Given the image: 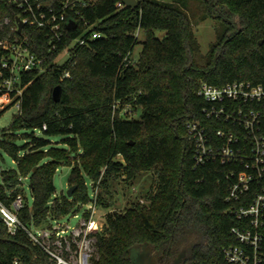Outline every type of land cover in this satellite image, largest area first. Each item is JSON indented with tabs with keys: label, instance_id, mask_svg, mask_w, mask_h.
Wrapping results in <instances>:
<instances>
[{
	"label": "trees",
	"instance_id": "1",
	"mask_svg": "<svg viewBox=\"0 0 264 264\" xmlns=\"http://www.w3.org/2000/svg\"><path fill=\"white\" fill-rule=\"evenodd\" d=\"M28 1L35 9L40 4L47 17L65 10L78 25L65 29L60 40L48 27L30 23L20 32L18 18L26 15V0H0V21L10 18L0 29V40L27 37L45 67L23 72L17 84L22 94L10 92L11 102L0 109L1 116L20 101L10 132L0 138V148L16 162L0 171V199L12 207L23 191L18 185L28 178L32 203L26 201L18 216L29 227L50 226L94 200L87 184L91 180L93 191L99 187L96 203L108 209L93 264H134L133 251L146 244L159 264H174L182 249L187 253L181 264H231L223 252L235 242L231 228L237 223L225 200L229 167L217 162L194 166L186 123L200 119L213 124L202 114L206 101L197 91L203 82L264 84V0H201L204 17L216 21L217 31L202 60L181 0H138L135 8L122 0H91L74 9L63 8L67 0ZM94 31L101 36L91 37ZM157 31L165 35L161 38ZM79 36L86 42L70 48L59 64V55ZM139 43L143 48L135 60L132 53ZM8 55L0 45V73L5 76ZM66 70L71 77L62 78ZM59 84L57 102L53 89ZM24 128L42 135L25 133L27 142L20 145L17 132ZM57 135L64 136L68 149L53 145L51 137ZM73 153L78 154L74 163ZM62 164L72 165L69 181L77 187L71 197L55 195V174ZM145 174L153 178L141 194L146 202L110 209L112 182L133 185ZM0 264L49 261L23 228L12 234L0 217Z\"/></svg>",
	"mask_w": 264,
	"mask_h": 264
},
{
	"label": "built area",
	"instance_id": "2",
	"mask_svg": "<svg viewBox=\"0 0 264 264\" xmlns=\"http://www.w3.org/2000/svg\"><path fill=\"white\" fill-rule=\"evenodd\" d=\"M90 1L67 0L63 8L69 5L70 9H74L77 4L85 6ZM26 2V15L21 18L24 24L48 27L56 39L60 40L64 30L68 29L66 23L69 18L77 22L65 10L59 15L54 13L47 17L40 4L35 9L28 0ZM100 36L98 31L91 34L93 38ZM85 42L83 36L75 38L66 49L68 57L70 48ZM0 45L9 51L3 60V68L9 71V75L5 76L3 71L0 73L2 103L8 99L10 92L22 94L17 84L23 72L45 70V67L43 58L30 49L27 37L21 41L18 38L14 41L2 39ZM65 77H71L70 70L63 73L62 78ZM197 92L206 101L202 114L213 124H206L200 119H191L186 123L194 166L217 162L229 167L224 175L229 183L225 200L237 223L231 228L235 242L223 248L225 258L231 264H264V84L244 79L224 85L203 82ZM17 104L20 107V101ZM215 123L222 126L215 127ZM97 194L98 191L91 201L96 205ZM23 204L22 196L15 199L12 207L0 199V217L10 233L23 228L46 254L49 264H93L97 233L103 230L105 222L97 214L96 205L91 204L85 210L89 212L88 216L82 213L76 226L59 223L60 219H57L50 226L33 228L26 226L18 216L17 211Z\"/></svg>",
	"mask_w": 264,
	"mask_h": 264
},
{
	"label": "rangeland",
	"instance_id": "3",
	"mask_svg": "<svg viewBox=\"0 0 264 264\" xmlns=\"http://www.w3.org/2000/svg\"><path fill=\"white\" fill-rule=\"evenodd\" d=\"M171 1V0H168ZM185 4V8L187 9L191 20L193 22L195 32L197 35V38L200 43V52L197 54L198 59H203V56H205L208 51L210 50L211 44L214 43L217 40V31H216V21L211 18H205L204 17V7L201 0H181ZM10 23V18L6 17L3 21H0V29L3 28L5 24ZM12 29H16L15 25L11 26ZM157 34L162 38L165 35L164 31H157ZM139 38L141 40H144V34L142 31L138 32ZM143 44L139 43L135 46L132 56L135 60L138 59L140 52L142 51ZM58 63L63 64L66 59L68 58L67 51L64 50L62 54L58 57ZM20 94V92H18ZM11 102L10 98L4 100V102L0 103V109L6 106ZM19 101H17L15 104L10 106L1 116H0V138L5 136L6 133L10 132V125L12 123V120L16 114H18L20 107L18 106ZM35 132L37 135H42V132L38 129H30V128H24L17 132L18 139L17 143L22 145L27 140L24 138L25 133H31ZM51 140L53 142L54 146H59L63 148H69V145L65 143V138L62 135H57L54 137H51ZM82 152V149L80 150ZM78 154L73 153V163L76 161V157ZM14 168L16 167L15 160L3 149L0 148V171L3 168ZM72 165H60L59 169L57 170L55 174V185H56V194L57 196H61L63 194H67L69 187L71 186V182L69 181V175L71 172ZM153 183V178L149 174H145L135 182V184H128L126 181L122 179L115 180L112 182L110 186L111 194L113 195L112 198L109 199L112 200L114 203L110 209L117 210V211H123L126 208H128L134 201H140V202H146V199L141 196V194L146 193L151 184ZM87 184L89 187V190L93 196V194H96L99 190L98 186H95V190L91 188L92 181L87 180ZM19 188H21L23 191L20 195L23 197V202L26 201L30 204L32 203V194L29 186V179L28 178H22L21 184L18 185ZM17 196V197H18ZM52 202V200H51ZM96 205L94 202H89L86 204H80V210H78L76 213H70L64 217H62L59 221V223H68L70 226H76L78 222L80 221V218L82 217V213L88 209L90 205ZM97 208V214L99 215L100 219L105 221V215L107 213V208L103 207L102 205H96ZM33 228H36L35 225H32ZM144 249V246L138 247L135 249L134 254H137L138 252H141ZM185 250L184 255L182 256V259L185 258L187 250L182 249L180 253H182ZM177 255V256H178ZM176 256V257H177ZM181 259V260H182ZM178 264V263H177Z\"/></svg>",
	"mask_w": 264,
	"mask_h": 264
},
{
	"label": "water",
	"instance_id": "4",
	"mask_svg": "<svg viewBox=\"0 0 264 264\" xmlns=\"http://www.w3.org/2000/svg\"><path fill=\"white\" fill-rule=\"evenodd\" d=\"M122 1H123L124 4H126L127 6H130L132 8H135V7L138 6V0H122ZM23 27H24L23 20L21 18H18V30L21 32ZM66 27L68 29H74V28L77 27V22L73 18H69V20L66 23ZM61 95H62V86L59 84V85L55 86L54 89H53L54 100L57 101V102L60 101ZM76 187H77L76 185H72V186L69 187L68 192H67V195L69 197H71L73 195ZM144 247L153 249V247L148 245V244L144 245ZM184 253H185V250L182 253H180L174 259V264H177V263H179L181 261L182 256L184 255ZM151 259H152V264L156 263V259H155L154 256ZM134 264H141L139 262V252L134 255Z\"/></svg>",
	"mask_w": 264,
	"mask_h": 264
},
{
	"label": "flooded vegetation",
	"instance_id": "5",
	"mask_svg": "<svg viewBox=\"0 0 264 264\" xmlns=\"http://www.w3.org/2000/svg\"><path fill=\"white\" fill-rule=\"evenodd\" d=\"M153 256L155 257L153 249L144 247V249L141 252H139V262L141 264H152L151 258ZM155 259H156V263H154V264H159L156 257H155ZM182 261H183V259L178 264H181Z\"/></svg>",
	"mask_w": 264,
	"mask_h": 264
}]
</instances>
